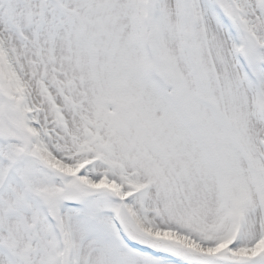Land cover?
Returning a JSON list of instances; mask_svg holds the SVG:
<instances>
[{"label": "snow or ice", "instance_id": "6c2138e0", "mask_svg": "<svg viewBox=\"0 0 264 264\" xmlns=\"http://www.w3.org/2000/svg\"><path fill=\"white\" fill-rule=\"evenodd\" d=\"M0 264H264V0H0Z\"/></svg>", "mask_w": 264, "mask_h": 264}]
</instances>
